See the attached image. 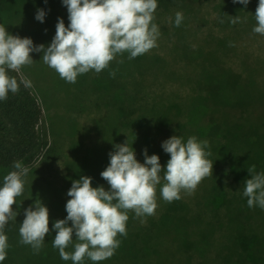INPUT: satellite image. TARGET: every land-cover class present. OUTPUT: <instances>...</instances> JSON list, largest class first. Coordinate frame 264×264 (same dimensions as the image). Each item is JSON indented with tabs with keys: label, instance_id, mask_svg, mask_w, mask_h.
Listing matches in <instances>:
<instances>
[{
	"label": "rangeland",
	"instance_id": "374dc122",
	"mask_svg": "<svg viewBox=\"0 0 264 264\" xmlns=\"http://www.w3.org/2000/svg\"><path fill=\"white\" fill-rule=\"evenodd\" d=\"M28 1L6 0V8L0 14V25H4L9 34L31 38L34 45L43 44L47 47L56 29L52 26L46 27L45 22L37 21L35 14L37 9H43L47 16H50L51 12L48 13V7L46 9L42 7L43 0ZM61 1L59 0L57 6L52 9V12L59 11L58 17L64 15ZM198 2H200V10L195 14V20H191L186 28L196 34V37H191L190 40L203 46L199 48L200 56L195 60L187 61L175 60L172 55L171 59L159 65L167 77L156 78V81L149 80L151 74L146 71V65H141L140 78L149 80L148 83L145 82L143 93L138 89L135 95L132 94V68L129 62L118 63L120 60L115 59L119 55L110 62L108 68L100 73L90 70L88 73L78 75L75 83H69L43 62L42 52L30 53L34 62L23 66L17 73L21 79L26 77L31 81V92L37 98L42 112L38 130L51 147L56 146L58 155L48 161H42L40 158L30 165H24L29 169V173L24 177L25 185L22 195L16 197V204L12 205L13 211H16L18 215L14 221L10 220V228L6 226L4 229L6 234L10 230L11 235L8 237L7 257L0 264H73L71 260H62L59 250L52 246L55 236L52 225L56 220L67 216L65 204L70 199L67 192L72 181L80 179L81 176H89L92 178L93 187L103 186L105 190H108L109 185L100 173L108 166V153L114 151V145L125 142H115L112 136L108 135V132L115 129V123H121L117 114L118 106L121 105L122 112L127 113L130 105L138 104L137 112L145 120L143 123L148 124L144 125L148 127L156 128L173 124L174 122L168 123L161 114L167 116L171 112L178 113V116L190 111L194 100L199 96L196 95L197 81L195 80L197 77L204 76V73L216 77L219 88L222 89L220 95H224V145H218L222 150L223 159L214 157L211 153L212 145L208 143L209 147L206 151L211 153L207 159L213 162L212 176L204 178L192 194L181 192V197L187 200L188 204L181 205L171 212L173 220H169V223L164 221V224L161 220L152 221V217L148 216L150 219L144 221L143 217H136L134 211L129 210L127 213L129 219L126 222L127 235H117L120 246L115 254L99 262L85 257L82 264H113V262L136 264L133 261L136 259H140L141 264H176L181 260L182 254H185L184 250L192 246L193 235L197 236L196 240L199 242L203 243L202 240H204L209 245L205 251V253L209 252V255L219 253L211 250L213 239L211 233L219 232L223 235L224 248L221 254L226 247L230 246L227 238L235 219L228 218L226 206H228V200L234 203L240 199L238 196H243L245 185L241 180L232 178L234 171H229V152H237L241 157L242 138L240 137L236 143H231L228 141L227 134L230 128L236 127V124H243V122L246 125L252 124L264 145V125L261 124L263 122L261 116L264 112L259 113L257 109L260 101H264V35L252 31L256 26L255 13L249 14L247 18L239 17L238 27L236 24L234 26L226 24L224 28L218 16V13L221 14L219 5L215 7V3L219 0H198ZM159 19L160 21L156 23L160 30V25H169L170 14H163L159 16ZM63 20L67 21L66 18ZM208 32L223 37L227 45L220 48L217 44L215 46L214 41L211 42L212 48H210L204 39ZM157 45L147 53L156 52L167 55L171 44L164 35L159 36ZM219 48L226 53L222 57L224 66L237 72L234 73L237 78L234 77L233 81L227 79L224 66L221 61L215 59ZM112 70L116 71L114 78L109 75ZM176 72L179 74L176 76L177 80L174 78ZM170 77L174 80H169ZM181 77H184L186 81H183ZM94 81H97L95 86ZM167 104H172L173 109L166 108ZM128 126L124 127L127 137H130L131 130L142 127L132 124L130 117ZM221 127L223 130L222 124ZM178 136L186 143L189 137L194 136L193 125L183 124ZM160 139L165 141V135L160 136ZM127 143L130 144L129 141ZM155 153H158L163 169L170 156L161 146L156 148ZM135 156L140 163L144 162V157L139 153ZM5 175H7L6 171L0 175V187L3 186ZM164 183L162 179L157 187ZM214 187L223 190L224 205H212L209 201V189ZM156 193L158 207L155 215L160 208L158 203V198L161 197L160 189L156 188ZM36 199L48 208L50 231L46 234L40 252L33 254L30 245L19 242V228L25 218L24 210L33 205ZM214 207L217 210L211 211L215 209ZM236 210L237 222L242 219L244 213L241 206H238ZM232 211L234 215L235 211L233 209ZM225 212L226 215H224ZM69 226H71L70 221ZM158 228L164 229L163 234L166 236L161 238L158 235ZM217 245L216 242L215 249H218ZM65 251H74L73 245H69ZM190 252L193 257L197 254L194 250H189Z\"/></svg>",
	"mask_w": 264,
	"mask_h": 264
},
{
	"label": "clouds",
	"instance_id": "9594fccd",
	"mask_svg": "<svg viewBox=\"0 0 264 264\" xmlns=\"http://www.w3.org/2000/svg\"><path fill=\"white\" fill-rule=\"evenodd\" d=\"M249 2L233 0L245 7ZM62 4L67 8L69 23L65 26L64 20L57 18L55 35L47 47L34 45L31 38L9 34L0 25V101H6L9 92L17 93L21 84L32 87L26 77L18 82L16 77L8 75L9 70L19 72L23 66L31 65L32 52H42L46 65L66 82L75 83L80 74L90 70L100 73L108 68L117 55L127 52L131 60L158 46L161 33L153 23L157 0H62ZM45 16L43 9H37V21L43 23ZM183 19V14L176 12L175 26L179 27ZM255 20L252 31L264 35V0H258ZM230 22L237 24L240 18L235 16ZM115 74V70L109 72L112 78ZM161 147L170 156L163 169L159 156H149L146 149L144 162L140 163L134 149L125 141L114 145V151L108 153L109 164L100 173L109 185L108 190L103 186L93 187L89 176L72 181L67 192L70 199L65 204L67 216L52 225L55 230L52 246L59 250L62 260L82 264L85 257L94 262L111 258L120 246L117 235H127L129 210L139 218L155 215L156 188L162 179L165 183L160 188V196L171 203L182 198V191L192 194L204 178L212 176L213 162L207 159L211 153L206 151L209 147L206 140L191 136L185 143L180 136L173 135ZM12 167L15 170L4 176L0 187V262L6 259L9 247L4 229L18 215L12 205L22 195L24 177L29 172L19 160ZM247 171L250 178L245 180L243 190L247 206L264 209V173L256 172L255 164ZM24 217L19 242L30 245L33 254H38L50 231L48 208L36 199L24 210ZM69 245H73L74 251H65Z\"/></svg>",
	"mask_w": 264,
	"mask_h": 264
},
{
	"label": "trees",
	"instance_id": "16d2710c",
	"mask_svg": "<svg viewBox=\"0 0 264 264\" xmlns=\"http://www.w3.org/2000/svg\"><path fill=\"white\" fill-rule=\"evenodd\" d=\"M58 1L59 0H47V3H45L43 0L45 7H42L45 9L48 7V13L51 12V14H49L50 16H45L44 22L46 23V27L52 26L55 28L59 11L52 12V9L53 7L57 6ZM157 4L158 7L154 13L155 19L153 23L157 24L156 22L160 21L159 16H162L163 14H170V20L168 22L169 25H160V35H164L166 40H168L171 44L170 48L168 49L169 51L166 53L167 55L150 52L130 60L128 59L129 54L125 52L117 56L118 58L115 59L129 62L131 65V74L133 77L131 88L133 89L132 94L134 95L138 89H140L143 93L145 91V82L148 83L150 79L156 81L161 77H167L164 70L159 67V65L164 63L166 60L171 59L172 55L174 56L175 60H195L201 54V50L199 48L203 47L200 46L201 44L194 43V41L190 40L191 37L195 38L196 34L189 31V28H186L187 24L191 20H195V14L200 10V2H198V0H157ZM217 5H219V10L222 14L221 15L218 13V16H220L219 20L220 22L223 21L222 24L224 25V28H226V24L234 26V24L230 22L233 17L238 16L247 18L249 14L255 13L258 0H250L247 7L240 3H233V0H219L218 3H215V7ZM61 6L63 11L62 13L64 15L60 16V18L67 19V21L64 22L65 26H67L69 23L67 8L63 4ZM5 8L6 0H0V14L5 10ZM59 9L61 10V7ZM178 11L183 14L184 19L181 25L176 27L174 23L175 13ZM239 23L236 24V27L239 26ZM204 39L207 41V45H209V47L211 42L214 41L215 46L217 44L220 46V48H223L224 45H227L224 43L223 37H219L211 32L206 33ZM218 40L219 42H217ZM210 48H212V46ZM225 54L226 53H224V50L220 49L216 56L217 58L215 57V59L221 61L223 66L224 60H222V57ZM141 65H146V71L151 74V78H149V80H143L140 78ZM224 68L229 81H233L234 77L237 78L236 74H234L237 72L233 71L227 66H224ZM8 75L11 77H16L18 82L21 80L19 74L16 71L9 70ZM178 75L179 74L176 72L174 77L176 80V76ZM181 78L183 81H186L184 77ZM170 79L173 78L170 77L169 80ZM195 81H197V86L195 87V91L197 93L196 95L199 96L194 100L190 111L184 115L178 116V113L173 114L171 112H169L167 116H165L163 113L161 114L162 118H166L168 123L174 122L173 124H165L163 127L160 126L156 128L148 127L146 126L148 124L143 123L145 121L143 117L137 112L138 104L130 105L127 113L122 112L120 105L117 108V114L121 119V123H115V129L112 132H108V135L112 136L115 142L129 141V146L134 149L135 155L139 153L140 156L144 157V149L147 150V154L149 156L153 154L158 155V153H155V150L156 148L158 149L163 142V140L160 139V136L163 137L165 135L166 139L173 135L178 136L183 124H192L193 135L199 138L201 141L206 140L212 145L211 153L214 155V157L223 159L222 150H220L218 147V145H224V95H220V93H222V89L219 88V83L217 82L216 77L207 73H204V76L202 77H197V80ZM96 83L97 81H94V86ZM117 95H119V93H117ZM166 108L173 109V105L167 104ZM257 109L259 110V113L264 112L263 100L260 101ZM41 113L40 104L37 101V98L31 92V89L25 88L23 84L20 85L19 91L17 93L13 94L9 92L7 100L0 101V175H3V171H6L8 174L10 171L15 170L12 167L15 161L19 160L23 162V165H30L40 158L42 161H48L52 157L58 155L56 152V146L54 145V148L51 147L47 139H45L38 130V123L41 119ZM216 114L218 115L216 116ZM129 117L132 121V124L134 123L138 126H142L130 131L131 139L130 137L126 136L127 131L124 128L129 127ZM261 119L263 121L261 124L264 125V114H262ZM220 123L223 126V130ZM255 129L256 128H254L252 124L246 125V123L243 122V124L239 123L236 124V127L230 128L227 134L228 141L231 143H236L240 137L242 138V141H240L242 143L240 148L242 152H240L241 157L237 152H229V171H234L231 177L241 180L244 185L245 180L250 178L247 171L250 165L255 164L256 172L264 173V145H262V141H260L261 138L258 136ZM240 142H238V144ZM55 143L56 142H54V144ZM53 149L55 150L53 151ZM162 186L157 188L160 189ZM209 192V201L212 205H224L223 203L225 194L221 188L214 187L209 189ZM238 197L240 199L234 203L227 199V216L228 218L235 220L233 222L232 228L230 227L231 233L227 238L230 242V246L224 249V253H220L224 248V245H222L224 238L221 233H211V236L213 235L211 250L219 252L218 254L213 255H209V252L205 253L209 245L205 243L204 240H202L204 244L199 242L196 240L197 236L193 235L194 239L192 246L188 247L191 249H185V254H182L181 260L176 264L264 263V209H261L258 206L249 208L247 206V197ZM158 200V203L160 204L158 214L152 215L151 217L152 221L158 222L161 220L164 224V221L169 223V220H173L171 212L177 210L181 205L188 204V201L184 200L183 197L171 203L164 201L162 197H159ZM238 206H241L244 214L242 219H239L236 222V214L238 213L236 208ZM231 208L235 211L234 215ZM213 210L217 209L215 208L211 211ZM224 215H226V212ZM143 219L144 221H148L150 218L146 216L143 217ZM10 225L11 222L9 221L6 226L10 228ZM163 230L158 228V235H160L161 238L166 236L163 234ZM9 231L10 230L7 231V234L5 233L7 237L11 235ZM216 242L218 243V249H215ZM189 250H194L197 252V254L193 257V254L191 252L189 253ZM133 261H135L136 264H141L142 262L140 259ZM113 264L119 263L113 262Z\"/></svg>",
	"mask_w": 264,
	"mask_h": 264
}]
</instances>
